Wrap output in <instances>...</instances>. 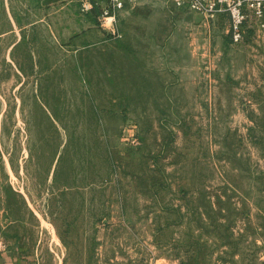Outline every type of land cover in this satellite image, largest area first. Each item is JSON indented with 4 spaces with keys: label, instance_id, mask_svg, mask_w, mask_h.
Returning a JSON list of instances; mask_svg holds the SVG:
<instances>
[{
    "label": "rangeland",
    "instance_id": "374dc122",
    "mask_svg": "<svg viewBox=\"0 0 264 264\" xmlns=\"http://www.w3.org/2000/svg\"><path fill=\"white\" fill-rule=\"evenodd\" d=\"M135 1L0 0V264H264V46Z\"/></svg>",
    "mask_w": 264,
    "mask_h": 264
},
{
    "label": "built area",
    "instance_id": "2783aa9c",
    "mask_svg": "<svg viewBox=\"0 0 264 264\" xmlns=\"http://www.w3.org/2000/svg\"><path fill=\"white\" fill-rule=\"evenodd\" d=\"M130 2L134 0H128ZM173 5L187 7L195 13L207 14L213 17L217 13H226L230 21V39L233 44H239L245 35V25L252 17L260 28L264 27V0H171ZM123 8L122 0H113L112 9ZM104 14H108L106 11ZM114 18V14H111Z\"/></svg>",
    "mask_w": 264,
    "mask_h": 264
},
{
    "label": "crops",
    "instance_id": "0c3cea01",
    "mask_svg": "<svg viewBox=\"0 0 264 264\" xmlns=\"http://www.w3.org/2000/svg\"><path fill=\"white\" fill-rule=\"evenodd\" d=\"M123 1V8L122 9H126L127 6H129L130 4L134 5L135 4V0L130 2L128 0H122ZM117 13H119V11H117ZM113 14V12H112ZM220 14V13H218ZM224 14V13H223ZM227 15V14H225ZM219 18V16H218ZM228 15H227V22L229 21L228 19ZM106 19L109 20H114V18H112V16H108ZM41 21V20H40ZM39 21V22H40ZM214 19L209 20V22H212L214 24ZM230 22V21H229ZM230 29V25L228 24V30ZM246 34H245V38L244 41L245 43H247L248 45L250 43H257L259 46H264V36L263 35H258L256 32V27L254 25L251 24V21L249 20L246 24ZM250 30H253V34L250 32ZM230 31V30H229ZM223 42V49L226 50L227 47H231V39L230 36H225V39L222 40ZM244 44V43H243ZM245 45V44H244ZM246 45V47L250 48V46ZM252 51H254V47L250 48Z\"/></svg>",
    "mask_w": 264,
    "mask_h": 264
}]
</instances>
